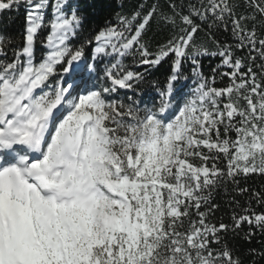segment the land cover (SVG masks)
<instances>
[{
  "label": "snow or ice",
  "instance_id": "snow-or-ice-1",
  "mask_svg": "<svg viewBox=\"0 0 264 264\" xmlns=\"http://www.w3.org/2000/svg\"><path fill=\"white\" fill-rule=\"evenodd\" d=\"M22 6L11 57L0 27V264H241L209 215L224 182L264 175V0H141L83 40L71 0H0V16ZM128 57L170 63L158 103L110 98L144 79ZM204 58L219 61L210 77ZM233 220L264 231V213Z\"/></svg>",
  "mask_w": 264,
  "mask_h": 264
},
{
  "label": "trees",
  "instance_id": "trees-1",
  "mask_svg": "<svg viewBox=\"0 0 264 264\" xmlns=\"http://www.w3.org/2000/svg\"><path fill=\"white\" fill-rule=\"evenodd\" d=\"M76 5L78 13L83 17V31L80 40L93 36L96 32L106 26H115L117 24V14L130 15L135 10L141 0H71ZM161 6L167 9V0H159ZM184 0H177V3H182ZM193 3H198V0H192ZM123 5V7H121ZM24 15L23 6L20 11L0 16V27L7 29V36L11 38L13 43L8 46L6 51L9 57L12 55V49L23 46L24 35ZM48 29L43 30L42 35H46ZM200 40L205 39V33L198 34ZM167 37L166 32H161L158 27H154L148 34L150 50L155 52L159 44L163 43ZM218 39L221 41L230 40L228 33L220 31L217 33ZM74 46H79V41H73ZM211 46V45H209ZM45 52L39 43L36 49L37 62L42 58ZM93 52V46L86 47V58H90ZM107 59V58H106ZM138 59V58H137ZM131 70H135L143 74L144 79L136 85V91L120 90L112 94V97H118L120 102L130 103L131 100L140 102H150L155 100L159 102L158 92L153 86L163 87L166 77L169 74L170 63L165 64L162 68L153 69L146 66H138L133 63V58L128 57L125 61ZM219 63L216 58H204L202 60L201 70L205 76H212L213 68ZM184 75L189 77V80H180L177 82V90L183 94L195 87L191 80V66L187 65L184 68ZM226 78H221L217 74L216 86L223 87L227 84ZM219 167H224V162H218ZM236 183L232 181L224 182L212 194L211 204L216 205L209 215L211 223L219 225L220 223L229 226V230L222 233L223 241L227 242L231 248L233 255L239 257L241 264H264V256L259 253L264 252V231H261L254 225L243 223L239 228L233 230L234 216L251 215L253 212L260 214L264 213V201L258 202L255 193H259L264 197V175L252 174L249 176H238ZM245 191H241V190ZM245 209L248 211L245 212ZM249 233H253L249 238ZM222 241V242H223ZM252 250H255L253 252Z\"/></svg>",
  "mask_w": 264,
  "mask_h": 264
}]
</instances>
